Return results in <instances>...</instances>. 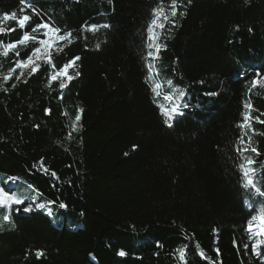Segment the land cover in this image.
Returning <instances> with one entry per match:
<instances>
[{"label": "trees", "instance_id": "obj_1", "mask_svg": "<svg viewBox=\"0 0 264 264\" xmlns=\"http://www.w3.org/2000/svg\"><path fill=\"white\" fill-rule=\"evenodd\" d=\"M159 2L31 0L39 15L28 10L26 30L46 22L73 35L53 50L55 69L80 59L60 89L43 58L34 74L17 69L4 80L17 58L0 57V174L55 201V215L82 226L57 227L42 211L13 206L20 211L12 212L13 230L0 232V264H182L178 248H186L187 264H264V245L257 257L247 232L264 198L244 188L236 167L245 132L259 155H243L264 166V123L238 127L245 111L264 120V87L249 91L255 72L264 77V0H192L177 26L160 33L158 58L145 59ZM21 7V0H0V15H19ZM93 24L109 27L85 28ZM34 46L21 47L20 58ZM149 63L162 94L186 93L181 105L188 107L171 127L159 107L169 102L146 80ZM77 114L79 130L68 139Z\"/></svg>", "mask_w": 264, "mask_h": 264}, {"label": "snow or ice", "instance_id": "obj_2", "mask_svg": "<svg viewBox=\"0 0 264 264\" xmlns=\"http://www.w3.org/2000/svg\"><path fill=\"white\" fill-rule=\"evenodd\" d=\"M192 0H187V5L184 4V0H169L167 7L164 5V0H160L157 7L152 9V18L148 22L146 32H147V44L146 47L149 49L147 52V56L145 59H155L158 58V53L160 47L163 45L156 44V40L159 39V35L163 32L166 27L174 28L177 26V17H183L186 15V12L181 11L182 8L191 5ZM22 7L19 9V15L16 11L11 13H4L0 15V36H8L12 32H16L18 29L21 31V35L15 39L10 40L5 43L3 40H0V57L8 58L11 55H14L17 59L14 61V67L10 68V71L3 77L4 80H11L13 78V74L16 73L17 69H21L20 75L22 76L24 69H30V74H34L40 69V62L43 58L44 63H47L51 68L54 69L52 74L50 75V79L52 81L59 80V88L64 89L67 87V82H70L74 79V76L69 74V70L75 67V62L80 59V57H74L71 61L62 65L60 69H55L54 64L52 63L51 56L53 50L58 49L61 43H71L73 39L72 33L63 32L59 27L50 25L49 23L43 22L32 26L30 30H26L27 26L30 24L32 20V15H39V12L33 7L31 0H21ZM31 10L32 15L27 14L28 10ZM5 22H14L15 27H5ZM108 24L103 25H86L85 28L88 31L96 32L100 28H108ZM36 45L32 47L25 58H20V48H28L29 44ZM99 48V44L96 46ZM155 48V53L152 49ZM148 69V76L146 80L151 85V90L156 97H162L164 101H168L169 104L166 106L165 104H160L161 114L165 117V123L168 124L169 127L172 126L171 122L177 115H183L182 107L187 108L188 105L184 103L181 105V101L185 96V92L183 90H177L175 92H164L162 94L163 85L155 81L153 79L152 73L155 71L154 65L149 63L146 65ZM75 75H79L78 72ZM255 78L250 82L249 91L254 88L264 87V77L261 76L259 71L254 73ZM63 77L64 79H60ZM19 77H17L18 79ZM26 82V81H25ZM168 84L171 85V81H168ZM15 86L14 84L12 85ZM209 95H216V93H208ZM251 107L250 104H246L245 108L249 109ZM83 112V109L79 110ZM243 120L238 127L242 130L251 128V121L256 120L259 123H264V120H260L259 117L250 116L248 111H245L243 114ZM81 119L80 115L77 114L74 117L70 124L71 131L68 132V139L72 138V132L78 131L77 122ZM253 131H255L253 129ZM245 132L244 135L239 137L240 146L236 148V151L241 156V161L236 163V167L238 171L241 173L243 186L246 189L252 191L253 195L264 198V166L260 169L253 167L257 162L251 156H244L243 153L252 152L259 155L257 149L251 146V138L245 140ZM246 145V146H245ZM42 164V162H41ZM43 171L48 173L49 169L46 167L43 168ZM51 177L54 179H59L57 174L52 171L50 173ZM18 180L15 176L7 177V182L15 183ZM56 203L55 201H48L45 203L36 204V208L38 209H47L48 215H52V209L48 207L50 204ZM24 204V199L21 198V194H11L3 187H0V209H3V212H0V230H3L4 223H10L13 227H15L14 222L12 221V212L15 210L19 212V208H13L14 205ZM60 208H66L67 205L60 203ZM25 213L31 212V206H25L23 208ZM254 213L250 216L247 221V232L250 234V238L255 237H264V201L261 203V207L258 211L253 209ZM264 244V241L256 240V242L252 245V250L257 257H261V252L259 251L260 245ZM247 247V245L245 246ZM177 252L179 253V260L182 264H187L186 259V248H178ZM218 252V250H217ZM43 253L41 251H37L36 256L39 258ZM118 255L125 256L126 253L121 250ZM203 255V253H201Z\"/></svg>", "mask_w": 264, "mask_h": 264}, {"label": "rangeland", "instance_id": "obj_3", "mask_svg": "<svg viewBox=\"0 0 264 264\" xmlns=\"http://www.w3.org/2000/svg\"><path fill=\"white\" fill-rule=\"evenodd\" d=\"M7 180V177L0 174V187H3L5 191L11 193V194H21V198L24 199V204L21 205H14V206H31L32 211L25 213L22 209V213L29 214L32 213L33 211H42L44 213H47V209H38L36 208V204L38 203H45L47 204L48 201L46 199H43L42 196L33 188H31L29 185L21 182V181H16L15 183L13 182H5ZM52 204L48 205V207H51ZM0 212L2 210L0 209ZM49 218L52 220L53 224L57 227H67L72 230H77L81 228L82 226V221L80 220H72V217H70L68 214L65 215V218L63 216H57L53 213L52 209V215H48ZM13 226L10 223L5 222L3 230H0V232H5V231H12ZM256 240H261L264 241V237H255L253 238V242L255 243ZM264 245L261 244L260 247Z\"/></svg>", "mask_w": 264, "mask_h": 264}]
</instances>
